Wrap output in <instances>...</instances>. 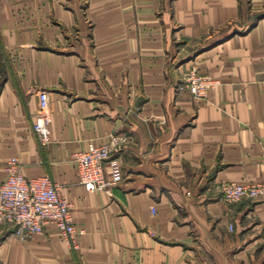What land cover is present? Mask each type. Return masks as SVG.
Listing matches in <instances>:
<instances>
[{"label": "crops", "instance_id": "crops-1", "mask_svg": "<svg viewBox=\"0 0 264 264\" xmlns=\"http://www.w3.org/2000/svg\"><path fill=\"white\" fill-rule=\"evenodd\" d=\"M190 67L206 99L176 89ZM0 79V182L16 157L75 225V246L0 228V264H264V198L215 190L264 183V0H0ZM113 136L123 180L87 191L73 155Z\"/></svg>", "mask_w": 264, "mask_h": 264}, {"label": "built area", "instance_id": "built-area-1", "mask_svg": "<svg viewBox=\"0 0 264 264\" xmlns=\"http://www.w3.org/2000/svg\"><path fill=\"white\" fill-rule=\"evenodd\" d=\"M216 84L218 82L210 76L192 68L181 75L176 89L203 100ZM38 98L39 107L33 118L32 129L40 144L46 145L51 135L48 92L40 90ZM120 142L119 137L113 136L103 144L90 143L86 150L73 155L79 182L85 190L109 191L122 182V166L116 155ZM5 172L6 176L0 182V228L14 229L17 237L25 239L43 233L46 226L51 224L71 246H75L71 204L61 196L59 185L47 175L26 177L16 157L6 162ZM215 190L226 203L245 198H264V183L225 181L219 183ZM229 229L233 230L232 224Z\"/></svg>", "mask_w": 264, "mask_h": 264}, {"label": "rangeland", "instance_id": "rangeland-1", "mask_svg": "<svg viewBox=\"0 0 264 264\" xmlns=\"http://www.w3.org/2000/svg\"><path fill=\"white\" fill-rule=\"evenodd\" d=\"M243 26H245V24H243ZM192 68H194V67H190V68H188V69H186V70H183V72L180 74V75H182L183 73H185V72H187L188 70H191ZM181 77V76H180ZM2 78V77H1ZM1 80V79H0Z\"/></svg>", "mask_w": 264, "mask_h": 264}, {"label": "trees", "instance_id": "trees-1", "mask_svg": "<svg viewBox=\"0 0 264 264\" xmlns=\"http://www.w3.org/2000/svg\"><path fill=\"white\" fill-rule=\"evenodd\" d=\"M0 86H1V84H0Z\"/></svg>", "mask_w": 264, "mask_h": 264}]
</instances>
